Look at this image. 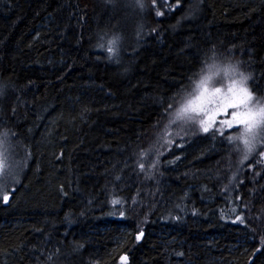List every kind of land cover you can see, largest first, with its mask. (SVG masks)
<instances>
[{"label": "trees", "instance_id": "16d2710c", "mask_svg": "<svg viewBox=\"0 0 264 264\" xmlns=\"http://www.w3.org/2000/svg\"><path fill=\"white\" fill-rule=\"evenodd\" d=\"M142 3L0 0V132L20 162L0 264H264L261 149L241 163L238 141L178 125L157 140L214 61L264 88V0Z\"/></svg>", "mask_w": 264, "mask_h": 264}, {"label": "snow or ice", "instance_id": "6c2138e0", "mask_svg": "<svg viewBox=\"0 0 264 264\" xmlns=\"http://www.w3.org/2000/svg\"><path fill=\"white\" fill-rule=\"evenodd\" d=\"M108 2L114 4L115 0H108ZM179 3L180 0H174V4L169 5V7L178 6ZM155 4L156 0H153L154 8ZM137 6L141 10L145 7L142 0H137ZM156 15L161 16L163 13L157 10ZM119 41L120 37L116 36L107 42V51L110 58L113 55L116 56V63L120 62L117 54ZM238 63L236 65L228 64L223 73H221V66L215 61L207 65L206 71L202 69L195 88L187 97L181 99L179 106L174 108L172 103L167 105L165 112L168 113L169 109L173 111L168 113L170 116L168 125L165 126L163 133L157 137V140L163 141L167 145L173 144L174 140L169 138L172 136L170 130L172 125H178L181 130H184L187 125H191L193 128L199 125L205 134L209 132L210 128L219 125L215 127L213 136L215 137L216 133H219L224 136L229 144L238 141L239 144L235 150L242 154L241 163L248 160L253 153H257L258 148L261 150L257 154L261 160H264V88L256 87L255 83L252 88H249L248 81L252 79V74L246 75L239 71ZM215 77H219V79H214ZM225 78L228 81L226 86L223 84ZM218 84L220 86H217ZM5 88L6 85L0 83V95H3ZM14 113L15 109H13ZM218 117L222 118L218 119ZM225 128H236L238 131L235 134L225 136ZM13 135L15 134L13 133ZM10 145L11 140L8 132L6 130L0 132V197L5 204L10 198L8 181L11 180L14 184L19 183L17 169L20 168V162H12ZM155 154L156 159L150 165L152 168L159 163V156L163 153L157 148ZM144 155L145 152L141 151L140 156L143 157ZM138 166L142 171L145 168V164L142 162H138ZM147 175L149 174L146 173ZM256 175L259 173L257 172ZM233 179H235V173ZM12 191L15 189L13 188ZM236 219L240 220L242 224L244 223L240 216H237ZM143 235V231H140L136 239L140 240ZM262 249H264V238L261 239L260 246L255 247L252 256L255 257L257 253H261ZM48 259L51 260L52 257L49 256ZM120 259L126 264L128 257L121 256Z\"/></svg>", "mask_w": 264, "mask_h": 264}, {"label": "rangeland", "instance_id": "374dc122", "mask_svg": "<svg viewBox=\"0 0 264 264\" xmlns=\"http://www.w3.org/2000/svg\"><path fill=\"white\" fill-rule=\"evenodd\" d=\"M130 1V3H132V1L133 0H129ZM222 67V66H221ZM224 68L225 67H222L221 68V73H223V70H224ZM214 79H219V77H215ZM227 83H228V81H227V79L225 78L224 79V81H223V84H224V86H226L227 85ZM217 86H220L219 84L217 85ZM195 88V87H194ZM194 88H192L184 97H187L188 95H189V93H191L192 91H193V89ZM183 98V97H182ZM181 98V99H182ZM181 99L179 100V102L181 101ZM179 102L177 103V105H176V107H178L179 106ZM222 117H218V119H221ZM219 125H216V126H214V127H212V128H210V130L211 129H213V131H215V127H218ZM187 127L190 129V137H192V136H195V135H202V134H205V133H203L202 132V130L200 129V127H199V125H197V126H195L194 128L191 126V125H187ZM234 129H236V128H234ZM225 130H230V129H227V128H225L224 129V131ZM237 131H238V129H237ZM11 180H9L8 182H10ZM2 198V197H1Z\"/></svg>", "mask_w": 264, "mask_h": 264}]
</instances>
